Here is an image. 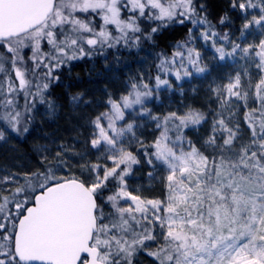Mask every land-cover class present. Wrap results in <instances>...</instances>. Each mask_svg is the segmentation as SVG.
I'll return each mask as SVG.
<instances>
[{
    "label": "snow or ice",
    "instance_id": "snow-or-ice-1",
    "mask_svg": "<svg viewBox=\"0 0 264 264\" xmlns=\"http://www.w3.org/2000/svg\"><path fill=\"white\" fill-rule=\"evenodd\" d=\"M145 43L83 131L0 167V264H264V0H0V142L74 62ZM193 81L202 104L154 113Z\"/></svg>",
    "mask_w": 264,
    "mask_h": 264
},
{
    "label": "trees",
    "instance_id": "trees-1",
    "mask_svg": "<svg viewBox=\"0 0 264 264\" xmlns=\"http://www.w3.org/2000/svg\"><path fill=\"white\" fill-rule=\"evenodd\" d=\"M182 35L183 33L177 36V39ZM155 51H158V49H152L145 43L143 50L140 51L135 49L131 52L122 50L119 53V61L130 67L131 73L135 75L139 72L138 65L140 63L145 65L143 71L151 68L155 61L153 55L149 53L154 54ZM112 54L117 55L116 53ZM106 65L113 70L117 64L114 61L108 63L102 57H97L91 60L77 61L73 63L70 71L68 69L63 71L59 87L51 89V99L55 104V110L49 112L46 106H40L39 113H41V116L37 115L31 135L26 139L22 138L21 142L18 143L21 154L32 156V144L46 142L42 139L46 135L55 134L65 140L76 136L77 129L75 126L80 125V120L71 113L68 106V96L76 91L98 89L106 86V83H108L106 79L112 73V71L108 72ZM151 70L154 75L155 69L152 68Z\"/></svg>",
    "mask_w": 264,
    "mask_h": 264
},
{
    "label": "rangeland",
    "instance_id": "rangeland-1",
    "mask_svg": "<svg viewBox=\"0 0 264 264\" xmlns=\"http://www.w3.org/2000/svg\"><path fill=\"white\" fill-rule=\"evenodd\" d=\"M207 55L210 58L211 52H208ZM108 56H109L107 58L108 63L109 61L116 62L117 55L110 53ZM138 66H139V69H138L139 72L144 70L145 65H143V63H140ZM111 71H112L111 75L108 76V78L106 79L108 83H106V86H104L103 88L90 89V90H84V91L80 90V91L73 92L68 96V106L70 108V111L74 115V117L80 120V125L84 123V120L87 118L89 114H92L98 110H102L98 108V105L104 99H106V96L104 93L105 87H107L109 92H116L122 88L123 82L128 78V76L133 75L130 71V67L122 63L115 65V67ZM108 72L110 71L108 70ZM207 83H208L207 81H203V82L193 81L191 85L188 83H185L184 88L188 92V95L183 101L181 100V97L178 92L175 94H171L167 92L163 93L161 97V102H155V101L153 102V104L155 105V107L153 108L154 113H157V112L163 113L169 110H175L176 107L182 102L192 103V104H195L196 106H199L200 104L204 102V99H205L204 89L207 87ZM193 86L200 88V92L195 96V98H193V94L190 91L191 87ZM81 93L83 94L84 100L91 101L90 106L85 107L83 103H80L79 105H77L71 101L70 97L75 96L77 94H81ZM149 106L152 107L153 105H149ZM38 115L41 116V113H39ZM80 125L75 126V127L77 130L83 131V129L79 127ZM21 140L22 138L14 137V138L9 139L6 143L0 142V167H9L13 163H19L20 161L17 160V157H24L23 160L25 162H28L29 164L35 163V161L32 159V156L29 157L27 155H23L20 153L21 149L19 148L18 143L21 142ZM43 143L32 144L31 146L32 150L34 149L36 145L43 144ZM147 171H148L147 168L141 170V172H147ZM141 172H138V174H141ZM143 183L146 186H148L149 184L146 178L143 181ZM151 187L154 190L158 189V185H155V184L151 185ZM140 260L142 264H151L150 259L146 256H141Z\"/></svg>",
    "mask_w": 264,
    "mask_h": 264
}]
</instances>
